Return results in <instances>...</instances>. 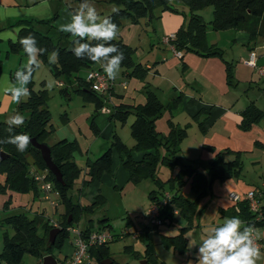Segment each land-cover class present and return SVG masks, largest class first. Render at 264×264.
<instances>
[{
    "label": "trees",
    "instance_id": "obj_1",
    "mask_svg": "<svg viewBox=\"0 0 264 264\" xmlns=\"http://www.w3.org/2000/svg\"><path fill=\"white\" fill-rule=\"evenodd\" d=\"M109 3L119 5L120 8L116 9L112 13L105 16H110L112 21L118 26V30L121 27V21L124 17L132 16L135 19L138 14H147L148 11L155 7V5L163 4L168 9L173 8L170 4H182L188 5L190 10H195L208 6H213L214 17L211 21L215 30H223L228 28L243 29L250 40L255 41L257 38L264 37V0H105ZM74 12V11H73ZM56 19V15L50 18V20H34L25 18L23 21H18L15 25H19L22 29L18 35L19 37H25L29 34L34 35L37 46L40 48H46L47 52L39 57L40 61L44 64H48L50 72H52L57 79L64 78L72 83L70 78H73L81 68L91 70L92 68L103 69L93 63L87 58L78 59L69 48L73 45V41L78 39L74 37L73 41L63 39L59 34L57 41H54L51 36V30L53 28V21ZM206 26L203 24L199 16H192L188 22V26H183L175 33V38L172 40V44L176 50L180 52H194L197 55L203 57L217 56L223 59V51L215 45H208L205 38ZM85 42V41H81ZM92 44L99 43V41H91ZM112 44L118 46L119 50L124 55V60L121 66L126 68H132L135 66L132 59V48L123 42L118 36L111 41ZM8 51L19 52L25 55L21 45L8 43ZM53 51H58V59L54 63L49 62V56ZM182 59V58H181ZM2 58L0 53V73L2 71ZM225 63V73L227 83L230 86H236L234 81L233 71L234 64L223 60ZM14 70L12 78L14 79L15 73L20 70ZM147 69L139 68L133 73L143 77ZM105 73V72H104ZM1 75V74H0ZM74 85L76 92L82 94L85 99L90 100L95 104L96 112L102 110L107 106V97L103 93H99L92 89L91 83L86 78L75 77ZM61 82V81H59ZM65 86L64 83H62ZM30 95L27 96L25 101L20 102L17 111L19 113H29L24 119V124L13 128V134L26 133L31 138L36 139L40 143H46L47 137L54 132L53 126L50 124L51 113L47 108L46 90H36L34 81L27 85ZM65 92H68V85ZM146 100L144 103L126 105L120 103V105L113 106L110 112V118L113 121L125 120L128 116H134V122L130 126V133L135 141L133 148L143 153L140 159H135L132 155V149L128 148L121 138L114 133L111 146L107 148L102 154H100L94 161L88 160L87 174L91 177L89 181H93L100 178L101 174L105 170H110L112 166V151L113 147L117 149L121 155V161L123 162L129 178L133 183L141 182L143 180H151L158 186V190L151 191L150 200L152 202H158L161 200L165 191L170 193L168 205L162 209L163 215L169 216V222L166 225H172L177 220V215L173 210L182 214L183 218L187 221L188 226L181 227L180 232L177 235H161L162 243L167 247L173 248L174 251L184 253L187 249L188 240L185 237V231L189 228L192 218L197 212V204L199 199L206 193V188H212L214 181H224L230 177L239 179L243 174V160L240 153H234L233 159H227L226 155L231 153V150H221L216 152L215 158L206 164V173L200 171L201 162L183 165L179 170L177 177L170 180L173 190H165L164 183L160 181L158 169L160 165H167L171 170L181 163L180 145L182 138L186 135V132L175 126L171 125V130L168 135L160 133L156 129V119L161 116L164 109V105L159 100L157 94L150 88H146L144 91ZM182 95L175 94L167 104L170 110H174L181 102ZM109 108V107H106ZM203 109H200L202 112ZM197 115V116H198ZM242 120L239 125L240 129L248 130L252 125L264 120V111L261 110L256 103H251L241 112ZM205 120V119H204ZM204 120L200 122L202 127ZM7 119L2 118L0 120V139L6 138L9 133L7 131L8 125ZM92 123V127L95 130V123ZM32 140V139H31ZM258 145H260L257 142ZM52 161L55 165H58L62 173L64 183H59L54 178L53 174L47 169L44 160L41 157V153L36 149L32 142L28 145L27 150L24 152H18L15 145L12 144H0V152L7 154L3 159H0V175L4 177V182L0 181V192L11 191L14 193H31L36 196L39 195L40 190L37 182L33 178L30 170L29 158H32V163L38 170L46 172L47 178L52 182L55 190L59 191V203L64 206V213L60 217L57 223V227H54L51 218H43V214L35 215L32 219L28 218L24 212L11 215L6 218L9 224L15 228V235L13 237H5L3 241L4 250L0 253V259L6 260L7 264H21L22 258L25 252H29L32 255L40 256L41 258L52 254L53 248H61L66 237H69L70 233L68 228L73 227L74 221H78L80 216L88 215L105 204L103 196L98 193L95 196L92 204L81 205L78 200L74 199L72 194V188L79 179L82 169L76 163L74 158L75 149H79L78 143L68 140H60L54 145H49ZM210 151L215 152L213 147H207ZM189 181L192 191L196 194V199H190L184 196L180 191L182 186L178 190L174 189L176 183L179 185L184 181ZM257 191L258 200L260 202L261 216L258 219V213L253 212L248 205L246 198L235 202V207L238 209V215L246 226H251L253 229L264 226V187L253 188ZM152 204V203H151ZM54 221V220H53ZM91 220H89V223ZM101 224L98 229H104L108 222V218L104 217L100 220ZM163 225V226H166ZM39 226L42 229V233L38 232ZM92 224H88L83 234L86 235L92 231ZM156 229L159 227L154 226ZM58 228L60 232L55 238L53 244L50 243L48 236L50 229ZM151 231H144L145 245V258L146 264L149 261L153 262L155 244L152 240ZM109 244V243H108ZM108 244L100 245V247H91L89 249L90 256L96 257L99 262L105 258H111L108 255ZM44 259V258H43Z\"/></svg>",
    "mask_w": 264,
    "mask_h": 264
},
{
    "label": "rangeland",
    "instance_id": "obj_2",
    "mask_svg": "<svg viewBox=\"0 0 264 264\" xmlns=\"http://www.w3.org/2000/svg\"><path fill=\"white\" fill-rule=\"evenodd\" d=\"M58 1L70 11L71 15L82 2V0ZM89 3L96 8L101 17L120 8L119 5L109 3L105 0H89ZM170 6L173 8L168 9L165 5L158 4L155 5V7H152L147 14H138L135 19H133L132 16L124 17L122 19V24L117 36L132 48L131 55L135 66L132 68L121 66L119 74L116 79L112 80V82L115 84L114 90L117 95H124L126 102H128V94H140V91L144 94L146 88L153 90L157 94L161 103L165 106L161 116L156 119V129L160 133L168 135L171 130V125L173 124L186 132V135L179 143V158L181 159V163L176 165L172 170L165 164L160 165L158 169L160 181L164 183V189L172 191L173 186H171L170 180L177 177L182 166L194 164L199 161V154L201 153L199 142L201 141L203 134L198 120L191 114L188 104L181 105L182 103H180L174 110H170L167 106L173 96L172 80H174V76L180 78L184 75V66L180 59V63L165 65L172 68L170 71L171 75L168 78L164 76L163 73L161 76L154 75V72L149 69L145 71L143 77L138 76L136 73H133V71H136V69L139 68L147 69V64L155 66L158 63L166 62L165 59L170 60L174 55L171 50L172 48L168 44H163L161 38L170 33H176L183 26H188V22L193 15L199 16L203 24L206 26L204 35L208 45H215L223 51V60L236 65L245 63L243 62L242 55L247 53V51L244 49V44L242 42V38H244V34L246 33L243 29L228 28L215 30L213 28V24H211L214 17L212 5L209 4L206 7L197 8L195 10H190L185 3H172ZM55 21L57 20L55 19L53 21V28L50 33L52 39L57 41L59 34H63L61 35L63 39L73 41L74 36L70 33L60 31V26L57 25ZM62 22H64V20L60 23ZM70 22L71 18L70 20L65 21L63 25ZM184 53L187 52L184 51ZM19 55L21 61L23 60L24 62L22 66H24L27 63V55L22 53ZM88 72V69L81 68L73 78H70V80H72L71 84L64 78L57 79L55 75L50 72L49 65L42 62L39 69L33 73L35 89L46 90L47 108L51 113L50 124L54 128V132L60 129V124H63L61 119L69 115L72 123L77 124L81 129V134L84 135V137H87L86 141L83 140V143L84 145H89L91 147L89 149V159L91 161H94L100 154L109 148V146H111L114 133L121 138L128 148L132 149L133 157L135 159H140L143 153L133 148L135 141L130 133V126L134 122V116L130 115L125 120L113 121L110 118V113L101 112V110L96 112L95 104L91 103L90 100L85 99L81 93L78 94V92H76V87L72 85L74 84L73 79L75 77L86 78ZM59 81L64 83L65 86L59 85ZM256 81H261L262 84L264 83L262 78L258 75H256ZM249 84H247V86ZM67 85L68 92H65L64 90ZM249 89L250 88L245 91L244 85L241 84V89L236 90L240 100L244 98V94L245 97L255 98V94H253L256 91L255 86H252V90ZM118 99L119 98L117 97H112L108 100L106 107L113 108L114 103L116 104L119 102ZM103 119H105V121ZM93 120H95L100 127H103L106 122L113 123L112 127L108 129V138H102L99 136H95L96 138L94 137L95 131L91 123ZM101 142H105L103 149L102 147L99 149ZM112 149L111 169L109 171L105 170L100 175V178L93 181H89L91 177L87 174L86 162L88 159L86 152L75 149L74 158L76 163L82 169V172L72 188L74 199L78 200L81 205L85 206L92 204L95 196L100 193L104 198L105 204L103 207H99L87 216H80L78 221L73 222L74 226L83 229L89 216L92 220L91 224L93 228L98 229V227L102 225L100 220L107 217L108 222L105 223L107 225L104 229L110 232L113 236V240L107 245L108 255H110L117 264H142L144 260L147 261L144 253L146 245L144 231L146 230L153 232L152 240L155 244L153 262L149 261L148 264H188L189 260L195 261V258H193V253L195 252L194 248L201 243L203 238L200 230L196 227L193 229H186V235L189 238V245L188 250L184 253L180 254L179 252L174 251L173 248L166 247L162 243L160 236L162 230L164 229L163 231H165L167 227L174 226L177 228H172V231H174L173 229L177 230L182 226H188L187 221L180 213L176 217L178 221L172 225L160 226L158 229L152 226L149 217L146 215V211L151 205L150 193L151 191L158 190V186H156L151 180H143L141 182L133 183L121 161V155L116 148L113 147ZM102 150L104 151L102 152ZM243 156L244 177L256 180L259 173L262 174V172H264V168L262 169L263 171H258V169L254 168L255 166L251 163L253 161V156ZM29 166L30 170H36L32 161H30ZM176 185L177 186L174 187V189L178 190V188L182 186L180 191L184 196L190 199H196V194L192 191L189 181L185 180L182 185H179V183H176ZM210 191L211 188H206L207 195H210ZM2 194L4 195L5 193L0 192V195ZM205 194L199 199L198 205L205 200ZM52 198H56L58 203L59 197L57 198L55 194H52ZM10 203L11 198L8 197L0 206V253L4 250V238L7 236L13 237L16 234L13 225L9 224L6 220L7 217L11 216L8 211L9 207H7ZM14 204L20 208L19 210L26 209L24 213L30 219L37 215V213L44 212L45 214H49L50 217L48 218L58 221L65 211L64 206L60 203L59 207L55 209L50 204L49 200L44 199L43 192H40L38 196L33 192L29 194H21L18 197V200L15 199ZM224 222L225 218L221 214L217 215L214 219V223L217 226H221ZM41 231L42 229L39 226L38 232L42 233ZM73 239L74 234L70 233L69 237L65 238L61 248H53L52 255L56 258L59 264H61L66 258L65 256L71 257L70 255L74 253V247L71 244ZM190 243L195 244L191 249ZM189 255H191V257H189ZM22 259L21 264H42L43 261V258L40 256L32 255L29 252H25ZM0 264H7V262L6 260L0 259ZM91 264L102 263L94 257L91 260Z\"/></svg>",
    "mask_w": 264,
    "mask_h": 264
},
{
    "label": "crops",
    "instance_id": "obj_3",
    "mask_svg": "<svg viewBox=\"0 0 264 264\" xmlns=\"http://www.w3.org/2000/svg\"><path fill=\"white\" fill-rule=\"evenodd\" d=\"M60 3L61 2H59L58 0H0V33H14L15 29L20 28L19 25L16 26L15 24L18 21H23V19L25 18L34 20H50L51 17L56 15L57 21L55 22L57 25L61 26L63 25V23H65V21L70 20L71 13L67 8L64 7V5ZM63 20L64 22L60 23ZM9 42H11L10 39H0V53L3 61L2 71L0 73V120L2 118L8 119L10 116L19 113L17 111L19 103L13 101L11 95L6 92V89L12 86L9 82L14 81L11 73L16 69H19V67H22L24 62L23 60L21 61V57H19V54L21 53H7ZM242 42L244 44V49L247 51V53L242 55L243 62L249 60L251 53L253 52L256 54L255 61L257 62L258 66L264 67V37H259L255 41H253L250 40L248 34L245 33L244 38H242ZM162 43L166 44L165 42H163V40ZM182 53V59L178 58L175 53H173L174 55L170 60L165 59L166 62L158 63L155 66H150L149 64H147L146 67L149 70H152L154 72V75L161 76L163 73V75L168 78L171 75L170 71L172 70V68L169 65V67L165 65H173L176 63H180V60L182 61V65L184 66V75L180 78L174 76V80H172V94L182 95V100L180 102L182 103L181 105H189L190 112L197 118L199 126L200 122L205 119L202 127H200L203 131L202 139L199 142L201 146V153L199 154V161L201 162L200 171L206 173V164L215 158L214 156L216 152L221 150L232 151L231 153L226 155V158L228 160L235 157L234 153H240V155L242 156V160L244 157L243 155H251L253 156V161L251 163L253 164V166H255L254 168H257L258 171H263L264 120L255 123L248 130L240 129L239 125L242 120L241 112L251 103V101L254 100L256 105L264 111V83L262 84L261 81H256V75L261 77L262 81H264V77L259 75L258 70L255 67H250L245 63L237 65L234 64L233 83L236 82V86H230L227 83L225 73L226 67L223 59L217 56L203 57L199 54L197 55L194 52ZM241 84L244 85L245 91L248 90V88L251 89L252 86H255L256 91L255 93H253L255 94V98L247 96L245 97L244 94V98L240 100L236 90L241 89ZM247 84L249 85L247 86ZM114 86L115 84L113 82L111 89L105 94V96H108L107 103L108 100H110L112 97L119 98V102H117L116 104L114 103L115 106L120 105V103L126 105H134L144 103L146 100L145 95L140 91V94H128V102H126L124 95H117L114 90ZM26 98L27 96L23 97L21 102L25 101ZM200 109H203V111L198 115ZM111 111V108L106 107L102 108L101 110V112L106 113H110ZM19 114L26 118L29 113L22 112ZM61 120L63 124H60V129L56 132H53L50 136L47 137L46 142L48 146L54 145L60 140H75L79 145V149L82 150V152L85 151L87 159L90 160L89 149L91 147L89 145L86 146L83 143V140L86 141L87 137H84V135L81 134V129L79 128V126H77V124L72 123L69 115L62 118ZM103 120L105 121V119ZM93 123H95V130L97 129V131H95L94 137L99 136L102 138H108L109 133L107 134V132L108 129L112 127L113 123L106 122L103 127H100V125L96 123L95 120H93ZM105 142L100 143L101 146L99 145V149L101 147L103 149ZM257 142L260 145H258ZM208 146L213 147L215 149V152L210 151L207 148ZM104 150H102V152ZM30 161H32L31 157L29 158V162ZM36 170H38L37 167ZM32 171L33 170H31V172ZM0 181L2 183L4 182V177L1 175ZM212 184L213 185L210 191V195H207L208 193H206L205 200H203L201 204H197V212L193 216L191 224L188 228H198L202 233L201 236L203 238L206 234L207 229L217 227V225L214 223V219L217 217V215L221 214L225 219L232 217H238L240 219L238 215V209L234 206L235 202L230 200L228 195L232 191L244 195L245 192L252 190L253 188L264 187V172H262V174L259 173L256 180L247 179L242 174L239 179L230 177L224 181H214ZM21 194L22 193L6 191L4 195H0V206L5 202L6 198L10 197L11 203L7 206L9 207L8 211L10 215L19 214V211H26V209L19 210L20 208H18V206L14 204L15 199L18 200V197ZM52 194L49 198L44 197V199L50 201V204L51 201L57 202L56 198H52ZM55 196L57 198L59 197V195ZM57 204L58 206H54L52 204L51 205L55 209H57L59 207V201ZM39 214H43V218L45 217V219L46 217H50L49 214H45L44 212L37 213V215ZM178 215L179 214H177V216ZM89 220H91V218L88 216L83 229L79 228L78 226L74 227L85 230L88 224L92 223V220L90 223ZM172 228L177 227H167L165 231H163V229L160 236L162 234L171 236L177 235L180 232L181 227L177 230L173 229L174 231H172ZM91 229L99 230L94 229L93 227ZM254 235L261 245V253L264 254V226L255 228ZM185 237L188 240L187 245H189V238L186 235V231ZM71 244L73 245L75 251L74 239L72 240ZM198 247L199 244L194 248L195 252L193 253V258H196ZM187 250L188 246L185 251ZM73 254L69 255L72 256ZM65 257L66 258L64 260L70 258L68 256ZM189 257H191V255H189ZM257 264H264V255H262L261 258L257 261Z\"/></svg>",
    "mask_w": 264,
    "mask_h": 264
},
{
    "label": "clouds",
    "instance_id": "obj_4",
    "mask_svg": "<svg viewBox=\"0 0 264 264\" xmlns=\"http://www.w3.org/2000/svg\"><path fill=\"white\" fill-rule=\"evenodd\" d=\"M21 30L17 28L14 33H0V39L18 42L28 58L27 63L15 73L14 81L9 82L12 86L6 89L16 103H20L23 97L30 95L27 85L32 81L33 73L41 65L39 57L47 52L46 48L37 46L34 35L19 37L18 33ZM59 30L78 37L73 41L72 48L73 54L78 59L91 60L103 69L109 79H116L125 57L118 46L111 43L117 38L119 30L110 16L101 17L89 0H82L71 15V22L61 25ZM91 41H99V43L92 44ZM58 55V51H53L49 62H56ZM24 119L19 113L7 119L9 135L0 139V144L15 145L18 152L27 150L31 137L26 133L13 134V128L23 125ZM194 246L195 244L190 243V249ZM262 255L264 254L255 242L254 229L246 226L238 217H232L226 218L221 226L206 230L195 261L189 260L188 264H257Z\"/></svg>",
    "mask_w": 264,
    "mask_h": 264
},
{
    "label": "built area",
    "instance_id": "obj_5",
    "mask_svg": "<svg viewBox=\"0 0 264 264\" xmlns=\"http://www.w3.org/2000/svg\"><path fill=\"white\" fill-rule=\"evenodd\" d=\"M175 38V33H170L167 36H164L162 38L163 42L170 45L173 53L178 58L183 57V53L176 50L175 47L172 44V40ZM256 54L251 53L250 59L245 62L246 65L252 66L257 68L259 75L264 77V67H259L257 62L255 61ZM90 74L91 78H90ZM86 80L91 83L92 89L99 93L106 94V92H109L111 89L113 82L112 79H109L107 74L102 72L100 69L92 68L86 77ZM59 85H62V82H59ZM33 178L38 184L40 192L44 193L45 198H49L52 193H55V195H59V191L55 190L53 187L52 182L47 178L46 172H42L40 170H34L32 172ZM230 200L234 202H238L240 200H243L244 198L247 199L249 208L253 211L258 213V219L261 216L260 212V202L258 200L257 191L256 190H249L244 193V195L239 194L237 192H231L229 195ZM170 198V193L168 191H165L161 200L158 202H152L150 207L146 211V215L149 217L150 223L152 226L160 227L163 225H166V223L169 222V216L163 215L162 209L165 208L166 205H168V201ZM51 204L54 206H58L56 201H51ZM174 214L177 215L179 212L176 210H173ZM54 227H57V223L53 221ZM69 233H74V243H75V251L74 254L64 260L61 264H91L92 257L90 256L89 249L91 247H100V245L108 244L113 240V236L110 234V232L106 231L105 229L100 230H92L91 232H88L86 235L83 234V231L81 229H78L77 227H70L67 229ZM139 236V235H137ZM255 242L260 247V243L257 240L256 236L254 235Z\"/></svg>",
    "mask_w": 264,
    "mask_h": 264
},
{
    "label": "water",
    "instance_id": "obj_6",
    "mask_svg": "<svg viewBox=\"0 0 264 264\" xmlns=\"http://www.w3.org/2000/svg\"><path fill=\"white\" fill-rule=\"evenodd\" d=\"M72 46L69 48V50H72ZM32 145L39 150L41 153V157L44 160L45 165L47 166V169L53 174L54 178H56V181L59 183H64L62 178V173L60 171V168L58 165H55L52 161L51 152L48 144L46 143H40L36 139L31 138ZM5 156H7L6 153L0 152V159H3ZM60 230L58 228H52L50 229L49 233V241L51 244L54 243L56 236ZM42 264H58L56 258L52 254H48L47 256L43 257ZM102 264H117L114 262L111 258H105L101 260ZM142 264H146V261L144 260Z\"/></svg>",
    "mask_w": 264,
    "mask_h": 264
}]
</instances>
